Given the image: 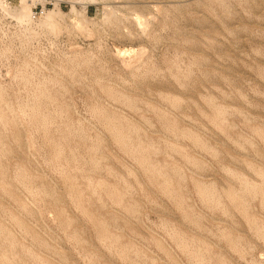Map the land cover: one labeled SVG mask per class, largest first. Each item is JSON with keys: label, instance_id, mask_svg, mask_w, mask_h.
<instances>
[{"label": "rangeland", "instance_id": "374dc122", "mask_svg": "<svg viewBox=\"0 0 264 264\" xmlns=\"http://www.w3.org/2000/svg\"><path fill=\"white\" fill-rule=\"evenodd\" d=\"M76 1H78L75 4L77 9L81 10L88 6L89 12L86 18L74 15L73 2H71L63 8L67 15L61 21V31L55 33L37 30L38 33H33L35 36L30 34L28 24L20 23L14 15L21 7V0H4L7 9L0 5V84L9 92L10 100L17 111H20V102L27 99V95L32 90V86L24 84L20 79L22 71H31L34 68L23 66L25 61L30 60L32 65L38 64L42 69V73L37 75L36 79L41 80L52 75L59 77L65 83H71L69 90L60 95L55 104L47 107L46 112L54 113L59 107L58 104L62 106L65 102L72 103L69 115L75 124L79 122L88 124L93 138L97 136L108 138L105 147L108 153V164L112 165L119 174L127 176V166H133L134 163L132 159L123 155L112 141H109L108 131L92 115L94 109L101 106L122 111L133 121L149 128V135L157 140H174L186 146L208 165L207 171L201 175L196 174L198 178L214 181L221 187L226 186L228 176L222 166H230L250 177L253 176L252 171L244 162L258 160L256 152L251 147L238 148L234 139L240 135L253 136L251 135L252 129L237 111L247 113L250 125L253 127L264 128V0H225L226 2L222 4L219 0ZM137 14L145 18L146 23L150 22L149 25L147 24V29L150 31H145L146 23L145 26L142 25V28L135 21ZM44 16L36 17L35 20L38 21L37 19ZM201 17H205L208 22L199 21ZM210 44H215V47ZM9 45L12 50L6 51ZM77 52L94 56V65L89 68L83 66L78 68L77 77L73 79L66 70L69 67V59ZM36 58L39 60L37 61ZM196 58L201 59L203 63L195 69L191 78L192 83L188 87L180 86L168 74L139 78L132 73L133 66L141 63L145 68L156 66L160 70L167 71L177 59L183 66H186ZM130 62H132V67ZM101 66L105 68L106 73L99 83L98 78L100 77H96L95 74ZM173 71L177 70L173 69ZM106 84H112L139 99L143 106L140 112L119 106L118 103L108 98L102 92V86ZM161 93L182 97L184 107L174 111L179 118L180 127L196 128L212 146L222 150L220 158L215 159L201 152L187 140L178 141L177 138L167 135V132L157 122L154 113L146 107V104L152 103L162 109H170L169 104L159 98ZM208 93L213 94L221 104L233 110L229 119L236 124V127L230 129L229 134L227 130L214 126L198 110L199 105L203 106L202 96ZM145 117L153 118L154 125L148 127L144 123ZM54 122V135L59 138L60 133L57 129L61 119L55 117ZM256 140H258L257 137ZM8 143L12 147L11 152L3 160L7 168V180H18L17 166L23 162L28 166L30 174L37 178L35 186L40 185L42 180L57 186L58 194L61 196L60 207L67 209L74 220V229L80 230L86 241V248H82L75 245L73 240L68 239L60 227L56 210L48 199L38 202L31 194L20 191L21 197L27 199L33 208L39 206L42 210L40 219L31 218L26 211L22 216L26 221H33L32 224L36 221V223L43 224L44 228L42 227L41 230L38 227L35 229L68 255V262L64 264H88V253L92 251L97 253L101 264H125L110 254L106 246L99 243L92 223L72 205L67 197V189L61 173L45 163V160L50 158L52 147L43 136L35 132L33 152L27 151L23 144H17L11 136L8 137ZM257 144L264 150L260 141H257ZM69 152V148H66L65 156L61 158L63 165ZM157 158L165 160L167 156L161 152L157 154ZM175 159L180 161L177 155ZM184 168L187 173L186 196L190 204L202 214L205 209L193 185L192 167L187 164ZM93 175L96 180L105 179L112 183L117 179L106 171L94 172ZM139 178L144 186L143 188L138 187L132 198L140 203V221L129 220V226L122 223L121 229L113 224L115 231L123 233L121 245L135 242L150 256L155 257L159 264H194L168 236L162 223L164 220H170L190 235H200L198 234L199 229L185 221L176 205L157 187L148 183L146 176L141 172ZM78 180L81 185L86 186L81 176ZM84 190L86 196L90 197L91 190L86 188ZM129 198L131 199V196ZM92 205L96 214L106 218L112 217V214L123 215L121 209L110 202L106 207H102L94 200ZM3 207L14 211L17 208L8 192L0 190V218L7 220L8 215L1 212ZM257 210L261 212V209L257 208ZM239 222H242L239 231L241 230L240 232L246 239L255 245L254 253L259 258L256 264H264V242L252 235L244 221L239 220ZM205 223L212 227L218 224V220L208 213ZM16 233L21 244H32L29 237L17 230ZM153 237L165 240L166 246L172 249L174 256L172 259L158 248ZM212 240L217 242V249L221 246L224 248V242H218L214 238ZM227 254L233 264H255L251 262V255L242 259L232 252ZM54 260L62 264L58 258Z\"/></svg>", "mask_w": 264, "mask_h": 264}, {"label": "bare ground", "instance_id": "6f19581e", "mask_svg": "<svg viewBox=\"0 0 264 264\" xmlns=\"http://www.w3.org/2000/svg\"><path fill=\"white\" fill-rule=\"evenodd\" d=\"M30 1L36 0H21L20 9H17L14 14L20 23L26 22L28 24L32 32L30 34L38 33L37 30L59 32L61 21L67 15L63 9H60V7L51 8L43 18L36 21ZM70 1L73 2V12L76 17L86 18L88 16V6L80 10L75 5L78 1ZM219 1L221 4L226 2L225 0ZM0 5L1 7L6 5L4 0H0ZM134 19L141 27L142 25L145 26L146 19L139 14ZM199 21L208 22L205 17L199 18ZM148 23H146V28L144 27L147 32L150 31L147 29ZM210 46L215 47V44H210ZM11 50V45L6 47V51ZM93 60L94 56L77 52L69 59L70 63L66 72L75 79L78 68L93 66ZM137 60L139 61L140 59ZM202 63L201 59L196 58L188 65L183 66L181 61L177 59L167 71L160 70L156 66L145 68L143 63H137L138 65L133 64L132 73L139 78L165 76L168 74L180 86L188 87L192 83L191 78L195 69L201 66ZM23 66L34 68L31 71H22L20 75V79L24 84L32 86V90L27 95L28 98L20 102V111L14 108L9 92L0 84V190L8 192L17 207L15 211L5 207L1 210L2 213L8 215L7 220L0 218V262L2 264H58L54 258L61 260L62 264L68 262V255L59 250L58 245L52 243L35 229V227H38L41 230L43 224L36 223L37 221L32 224L33 221H26L25 217L22 216L28 212L31 218L40 219L42 210L39 206L33 208L27 199L21 197L20 191L31 194L38 202L48 199L51 206L55 208L60 227L68 239L73 240L75 245L86 248V241L81 231L73 227V218L66 208L59 205L61 196L58 194L57 186L45 180H42L40 185L35 186L37 178L30 174L28 166L23 162H20L17 166L18 180H7L8 173L3 160L8 156L12 148L8 143V137L11 136L16 140L17 144H23L27 151L33 152L35 148V132L42 135L52 147V151L49 154L50 158H47L45 163H48L51 168L61 173L64 179V186L67 189V197L72 205L92 223L99 243L106 246L110 254L122 260L125 264H159L155 257L150 256L143 247L135 242L121 245L123 233L115 231L113 228V224H116L121 229L122 223L128 227L129 220L140 221L141 219L140 203L132 198L135 190L144 186L139 178L140 172L146 176L148 183L157 187L162 194L176 205L185 221L199 229L200 233L198 234L200 235H190L170 220H164L162 223L165 232L175 241L179 250L186 255L191 263L233 264L227 254L228 252H232L242 259H246L251 255V262L255 264L259 261V258L254 253L255 245L252 241L246 239L240 232L241 230L239 231V227L242 224L239 220H242L250 229L252 235L264 242V150L257 144V141H260L264 146V128L250 125L247 113L237 111L243 117L244 122L252 129L251 135L253 136L240 135L234 140L238 148L251 147L254 149L259 161L246 160L244 162L252 171V177L233 167L222 166L228 176V184L221 187L214 181L196 177V174L201 175L207 171L208 165L206 161L194 155L186 146L174 140L161 141L151 137L148 132L149 128H145L133 121V119L118 109L108 106L94 109L92 115L108 131L109 141H112L121 153L132 159L134 163L133 166H127V176H125L116 172L114 167L108 164V153L105 151L108 138L104 136L93 138L89 132L88 124L84 122L75 124L71 119L69 110L72 107V103L65 102L62 106L58 104L59 107L54 113L46 112L47 107L55 104L59 96L69 90L71 83H65L59 77L52 75L41 80L36 79V76L42 73V69L38 64L32 65L30 60L25 61ZM173 69L177 71H173ZM53 71L55 72V70ZM96 71L95 75L100 77L98 78L100 83L106 71L103 66ZM94 91L96 92L97 90ZM102 92L118 103L119 106L132 111L140 112L143 107L139 99L112 84L102 86ZM159 98L166 101L170 109H162L152 103L146 104V107L154 113L157 122L167 132V135L177 138L178 141L187 140L201 152L215 159L220 158L223 153L222 150L219 147L212 146L196 128L180 127L179 118L174 111L184 107L185 103L182 97L161 93ZM202 98L203 106L199 105L198 107L200 113L214 126L227 130L229 134V130L236 127V124L229 119L233 110L221 104L213 94L208 93L203 95ZM55 117L61 119L57 129L60 133L59 138L54 135ZM144 123L151 127L154 125V119L145 117ZM256 137L258 140H256ZM66 148H69L70 152L63 165L61 158L65 156ZM161 152L167 156V159L160 160L157 158V154ZM174 155H177L180 161H177ZM187 164L192 167L193 185L205 209L202 214L198 213L196 207L190 204L186 196L185 180L187 173L184 167ZM100 171H106L116 177V182L112 183L105 179L96 180L93 173ZM79 176L85 180V187L79 182ZM85 188L91 190L90 197L86 196ZM130 196L131 199L129 198ZM94 200L99 202L102 207L109 205V202L117 205L123 215L112 214V217L106 218L96 214L92 205ZM257 208L261 209V212ZM208 213H211L214 219L218 220L216 226L211 227L205 223ZM16 230L29 237L32 244H21ZM212 238L217 239L218 242H224V248H221V246L220 249H217V242L213 241ZM153 240L158 248L164 251L170 259L174 257L172 249L166 246L163 238L153 237ZM39 249L45 252H41ZM88 264H101L97 253L94 251L88 253Z\"/></svg>", "mask_w": 264, "mask_h": 264}, {"label": "built area", "instance_id": "2783aa9c", "mask_svg": "<svg viewBox=\"0 0 264 264\" xmlns=\"http://www.w3.org/2000/svg\"><path fill=\"white\" fill-rule=\"evenodd\" d=\"M32 5V12L34 18L39 16H44L50 8H57L63 9L67 7L71 1L70 0H36L30 1Z\"/></svg>", "mask_w": 264, "mask_h": 264}]
</instances>
